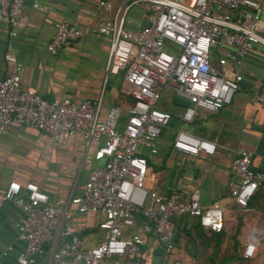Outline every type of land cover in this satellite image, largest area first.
Masks as SVG:
<instances>
[{"label": "built area", "instance_id": "2783aa9c", "mask_svg": "<svg viewBox=\"0 0 264 264\" xmlns=\"http://www.w3.org/2000/svg\"><path fill=\"white\" fill-rule=\"evenodd\" d=\"M99 15L89 36L109 39L106 72L121 74L125 108L110 106L100 114V97L79 102L67 98L46 100L34 89L19 85L20 66L8 51L3 59L8 74L0 79V138L10 125L29 128L56 144L80 136L86 144L97 143L93 167L81 193L69 200L73 209H61L33 183H8L2 200L20 212L15 236L23 244L16 264H36L50 246L43 264H106L108 259L135 261L142 237L129 232L134 219L151 233L166 254L174 250L173 221L195 219L199 227L218 233L223 229L224 208L217 202L201 206L198 192L182 195L171 190L160 195L151 186L148 158L157 155L159 140L172 119L191 124L200 112L213 114L228 106L242 81L240 69L252 49L264 46L261 22L263 0H93ZM25 0H0V22L7 36L15 37L23 26ZM32 8H38L36 1ZM137 11L136 23L125 19ZM128 25H133L129 27ZM85 33L65 21L54 24L45 50L56 55ZM163 91L186 102L179 115L156 109ZM252 99L264 106V84ZM171 151L190 158L209 157L214 145L184 130H175ZM236 180L228 195L242 211L257 189L264 185V166H252V152L238 150L231 161ZM96 213L102 240L85 248L80 238L62 226L74 214ZM10 250V248H7ZM255 245L246 241L241 264H249Z\"/></svg>", "mask_w": 264, "mask_h": 264}, {"label": "crops", "instance_id": "0c3cea01", "mask_svg": "<svg viewBox=\"0 0 264 264\" xmlns=\"http://www.w3.org/2000/svg\"><path fill=\"white\" fill-rule=\"evenodd\" d=\"M33 1L38 3V8L31 7ZM261 7L264 26V0ZM23 14V26L13 38L7 36L6 25L0 22V79L8 74L3 56L10 51L20 66L19 85L22 89H34L46 100L67 98L79 102L100 97L101 117L112 105L127 106L129 100L120 91L121 79H117L118 89L112 91L110 102L102 106V91L107 83L105 61L108 50L99 52L104 39L96 40L89 36L93 19L99 15L93 0H25ZM61 21L75 25L85 35L63 46L56 55H50L45 47L53 34L54 24ZM95 47L91 62V50ZM88 61L91 62V71L83 73L81 70ZM70 66L79 69L78 78L74 82L62 81L57 69ZM240 74L242 81L228 106L213 114L200 112L193 124L195 128L172 119L169 129L159 140L157 155L147 159L151 186L160 195L171 190L182 195L197 190L201 206L219 203L224 208L221 232L227 230L228 221H236L238 216L242 221L247 218L254 223L261 219L264 221V185L250 199L246 211L239 209L228 195L230 183L236 180L231 161L238 150L252 152L253 168L264 166V106L251 97L252 92L264 84V46L257 45L252 49ZM179 129L211 142L215 147L214 154L190 158L171 151V137ZM96 146L94 142L86 144L78 135L54 144L38 131L13 125L7 127L6 134L0 138V264H16L15 258L23 248L14 229L20 212L1 198L8 183L21 186L33 183L61 209H73L69 200L81 193L86 175L94 165L92 155ZM100 220L96 213L74 214L64 218L62 226L75 233L85 248H90L102 240V232L98 229ZM196 222L189 217L173 221L174 250L166 254L151 233L142 232L140 218L136 217L134 230L143 242L140 256L130 264H196L189 255L192 248L188 240L200 230L195 227ZM242 231L240 251L246 241H251L257 249L264 238V226L254 225L249 231ZM202 232L214 236V233ZM49 255L50 246L45 245L44 253L36 264L47 262ZM116 261V264H123L121 260Z\"/></svg>", "mask_w": 264, "mask_h": 264}, {"label": "rangeland", "instance_id": "374dc122", "mask_svg": "<svg viewBox=\"0 0 264 264\" xmlns=\"http://www.w3.org/2000/svg\"><path fill=\"white\" fill-rule=\"evenodd\" d=\"M137 11L131 10L127 13L125 19L130 21L131 23H136L137 20ZM129 27H133V25H128ZM109 47V39L105 38L104 42L99 46L98 51L101 53H106ZM95 49H90L91 52V62L93 58V53ZM108 58V57H107ZM107 58L105 61V76H107V83L102 91V106L105 107L108 102H110V97L112 96V91L115 92L118 89V80L121 79V74L118 73L116 75H110L106 72V64ZM91 62L88 61L86 65H84V69L81 71L89 72ZM76 67V66H75ZM70 66L68 69H57V74L61 76L62 81H71L74 82L75 79L78 78L79 69L73 68ZM91 71V69H90ZM172 93L170 91H163L161 93L160 99L156 103V109L161 110V108H167L171 113H175V115H179L182 112V108L174 106L172 104ZM196 125H192L191 127L195 128ZM195 133V131L193 130ZM197 132V131H196ZM197 135V134H196ZM153 189H155L152 186ZM253 204V203H252ZM263 217V215H262ZM260 217V219L262 218ZM233 221H228L227 230L221 232L218 236H211L203 233L199 230V232L195 231L193 237H189L190 247L192 248L189 255L193 257L194 262L196 264H241L242 262L239 260L240 257V241L242 233L249 231L254 225L256 226H264V221L262 219L256 223L253 220L246 219L241 220V216L235 218ZM129 232H136L134 227L130 229ZM115 262V263H114ZM115 259H108L106 261L107 264H116ZM125 264V261H122ZM130 264V263H129ZM143 264V263H142ZM251 264H264V238L260 242V245L255 250V254L251 261Z\"/></svg>", "mask_w": 264, "mask_h": 264}, {"label": "trees", "instance_id": "16d2710c", "mask_svg": "<svg viewBox=\"0 0 264 264\" xmlns=\"http://www.w3.org/2000/svg\"><path fill=\"white\" fill-rule=\"evenodd\" d=\"M171 98H172V104H174V106H177V107L182 108V109L186 106V102H185V101L180 100V99H178V98H176V97H174V96H172ZM161 110H162V111H165V112H170L167 108H161ZM170 113H171V112H170ZM172 114L175 115V113H172ZM177 122H178V121H177ZM194 123H195V119H194V121H193L191 124H182V123H180V124L189 127V126L193 125ZM185 131H186V130H185ZM186 132L189 133V131H186ZM195 227H198L201 231H204V230H202V229L199 227V225H198L197 222H196ZM209 233H212V234H213V232H209ZM220 233H221V231L218 232V233H214V236H218V235H220ZM239 260L242 262L241 257H239Z\"/></svg>", "mask_w": 264, "mask_h": 264}]
</instances>
